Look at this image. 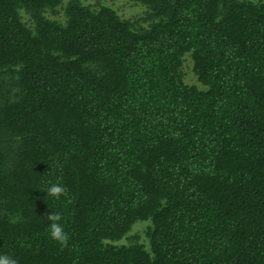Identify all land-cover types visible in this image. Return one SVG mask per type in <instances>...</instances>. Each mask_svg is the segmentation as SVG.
Instances as JSON below:
<instances>
[{
  "label": "trees",
  "instance_id": "1",
  "mask_svg": "<svg viewBox=\"0 0 264 264\" xmlns=\"http://www.w3.org/2000/svg\"><path fill=\"white\" fill-rule=\"evenodd\" d=\"M128 1L0 0V264H264V0Z\"/></svg>",
  "mask_w": 264,
  "mask_h": 264
},
{
  "label": "rangeland",
  "instance_id": "2",
  "mask_svg": "<svg viewBox=\"0 0 264 264\" xmlns=\"http://www.w3.org/2000/svg\"><path fill=\"white\" fill-rule=\"evenodd\" d=\"M86 3H91L94 0H82ZM106 5L111 6L114 8L117 13L122 16L123 18H128L134 15L139 14L142 11V7L140 5H133L128 0H99ZM144 224H137L133 227L132 232L135 234L143 233Z\"/></svg>",
  "mask_w": 264,
  "mask_h": 264
}]
</instances>
